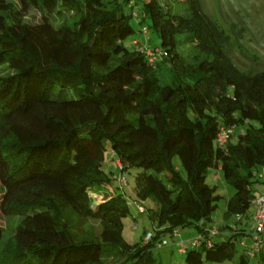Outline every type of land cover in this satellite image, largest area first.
<instances>
[{"label":"trees","instance_id":"trees-1","mask_svg":"<svg viewBox=\"0 0 264 264\" xmlns=\"http://www.w3.org/2000/svg\"><path fill=\"white\" fill-rule=\"evenodd\" d=\"M21 1L42 19L24 22L0 2V67L8 69L0 74V210L21 218L2 260L92 264L113 254L120 264H156L152 248L163 234L210 227L223 197L205 182L210 167L218 166L231 188L223 218L247 213L263 183L257 174L264 167V73L235 66L227 35L200 0H182L183 13L142 0L139 15L166 52L152 65L124 45L134 30L131 12L117 0ZM55 5L57 14L71 12L58 25L47 17ZM178 43L191 49L180 53ZM221 125L242 130L218 146ZM106 144L119 174L133 171L137 202H153L145 243L122 238L129 211L103 168ZM90 187H110L111 194L94 204ZM88 218L97 220V233L82 230ZM3 234L0 226V243ZM239 235L242 229L218 242L211 237L210 246L188 247L183 261L236 256V264H247L245 247H235Z\"/></svg>","mask_w":264,"mask_h":264},{"label":"rangeland","instance_id":"rangeland-1","mask_svg":"<svg viewBox=\"0 0 264 264\" xmlns=\"http://www.w3.org/2000/svg\"><path fill=\"white\" fill-rule=\"evenodd\" d=\"M156 1L162 7L168 8L172 13L184 12L185 5L182 0ZM0 2L8 4L13 11L21 12L23 14L22 20L24 22L36 24L42 19L41 11L35 7L24 5L21 0H0ZM117 2L122 6L121 8L125 13H130L129 8L122 4L123 0H117ZM141 3L142 0H136L135 12L138 15L136 17L131 15L129 17V23L133 27L134 31L129 34L124 41V45L128 48H131L132 39L140 38V27L147 26L148 24V19H142L139 15ZM200 6L202 11L207 14L210 19L227 35L228 42L226 44V50L235 66L240 70H251L264 73V0H200ZM56 9L57 6L55 5L48 11L47 14V17L52 25H58L61 22L63 15L68 16L71 14V12H62L57 14ZM147 36L148 39L143 38V41L148 46L152 47L158 44L156 33L149 28H147ZM181 37L182 35L176 36L178 39ZM187 49H191L189 45L178 43L176 46V51L180 53ZM6 73H8V69L5 66L0 67V74ZM241 130L242 126L239 125L235 127L228 140L233 142L236 134ZM106 146L107 149L103 155V168L107 173H112L110 187L115 188V186H118L116 176L119 174V171L115 165V157L110 152L108 144H106ZM214 173L215 168L210 167L206 173L205 182L209 185H217L218 189L216 192L223 196L217 201V207L211 213V221L208 222V225L216 226L218 235L216 234L213 236V239L218 242L225 239L227 236L221 232L223 228H219L218 225L224 223L222 218L225 204L224 198L231 194V188L223 183L220 173L218 178L213 177ZM132 175V170L123 172L122 176L125 179V184L121 187V189L118 187L115 189L124 194L128 206L129 212L121 219V235L128 243L143 241L145 234L147 232H151L153 226L147 216V209L153 207V202L150 199L137 202L133 190ZM258 185L259 184H256V186ZM110 187H90L88 189V197L91 203L95 204L101 202L103 199L110 196ZM46 194L48 196L50 195L49 193ZM139 203L144 207L143 212H139L138 210ZM251 212L252 207H249L247 213L242 216L243 221L241 223H236L232 220L233 223H231V226L233 229L235 227L241 228L246 234L243 237H239L235 241V247L237 249H241L243 246H249L252 243L249 235L251 221H249L248 218ZM20 220V217L14 215L6 216L0 210V226L4 230L3 239L0 243V257L2 256V250L9 247L13 242L15 235L14 230ZM82 226V230L91 226L93 231L96 233L99 228L97 220L92 218L86 219ZM232 231L233 230H230V232ZM197 234L198 232L194 228L178 229L177 236H168V234H163L160 238L165 239L167 241V245L161 248H152V255L156 259V264H185L183 256L177 251V248L182 245V243L187 245ZM259 251H261L264 259V248H261ZM245 254L248 257L247 264H264V261L262 262L259 260L260 257L258 252L251 254V250L246 249ZM122 260L123 258L121 257L109 254L101 257L98 263L92 264H120ZM0 264H7V262L0 258ZM207 264H236V256L231 260H225L222 262L207 261Z\"/></svg>","mask_w":264,"mask_h":264},{"label":"built area","instance_id":"built-area-1","mask_svg":"<svg viewBox=\"0 0 264 264\" xmlns=\"http://www.w3.org/2000/svg\"><path fill=\"white\" fill-rule=\"evenodd\" d=\"M135 1L136 0H126L125 6L129 8L131 15L136 17L138 14L135 12ZM140 38L132 39L131 40V47L133 50L141 53L145 60L149 64H153L155 61L159 60L160 58L166 56V52L158 46H148L144 41V39H148L147 36V27L141 26L139 29ZM233 129V125H221L218 127V130L214 137V143L218 146L223 145L229 135L231 134ZM118 166V163H116ZM219 174V167L215 168L214 178H218ZM257 176L263 180V188L262 190L252 199V213H251V225H250V238H251V245L247 246L248 249L251 250V254L258 252L261 248H264V167L260 169ZM117 183L119 187H122L125 184V179L122 174H118L116 176ZM139 212L144 211V207L142 204H138ZM234 217H238L235 215ZM178 230L174 229L171 231V236H177ZM217 234L216 226H210L208 228L203 229V231L198 232V234L193 238L187 245L178 246L177 251L179 253H184V251L188 247H198L201 245L210 246L211 244V237ZM151 237V233L147 232L145 234L143 242H147ZM144 242V243H145ZM167 245V241L165 239H161L160 241L155 243L156 248H161Z\"/></svg>","mask_w":264,"mask_h":264},{"label":"crops","instance_id":"crops-1","mask_svg":"<svg viewBox=\"0 0 264 264\" xmlns=\"http://www.w3.org/2000/svg\"><path fill=\"white\" fill-rule=\"evenodd\" d=\"M115 163H117V160L115 159ZM260 185V186H259ZM258 186H255V188L257 189V191H258V193L262 190V188H263V183L262 184H259ZM252 213V212H251ZM251 213H250V215L248 216V218H249V221H251ZM222 218H223V216H222ZM223 220H224V223H221V224H219L218 225V227H223V230L221 231L223 234H228L229 232H230V230H233L232 232H238L239 231V229H241V228H238V227H235L234 229H233V227L231 226V223H233V221L234 222H236V223H241L242 221H243V219L242 218H239L238 219V217L236 218V217H229L227 220H225L224 218H223ZM233 220V221H232ZM210 226V225H209ZM249 230H250V227H249ZM220 232V233H221ZM232 232H230V233H232ZM219 233V234H220ZM221 233V234H222ZM216 235V234H215ZM214 235V236H215ZM218 235V234H217ZM246 234H245V232L243 231V235L242 236H238V238L239 237H243V236H245ZM263 235H264V233H263ZM237 238V239H238ZM212 239H213V236H212ZM214 240V239H213ZM243 247H245V250L246 249H248L247 248V246H243ZM245 250H244V253H245ZM258 252H260V251H258Z\"/></svg>","mask_w":264,"mask_h":264}]
</instances>
